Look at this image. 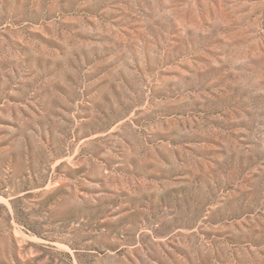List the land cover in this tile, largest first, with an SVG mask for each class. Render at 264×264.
I'll return each instance as SVG.
<instances>
[{
  "label": "rangeland",
  "instance_id": "1",
  "mask_svg": "<svg viewBox=\"0 0 264 264\" xmlns=\"http://www.w3.org/2000/svg\"><path fill=\"white\" fill-rule=\"evenodd\" d=\"M0 264H264V0H0Z\"/></svg>",
  "mask_w": 264,
  "mask_h": 264
}]
</instances>
